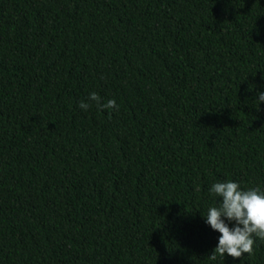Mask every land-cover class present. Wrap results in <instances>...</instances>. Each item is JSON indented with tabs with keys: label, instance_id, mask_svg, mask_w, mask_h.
Returning a JSON list of instances; mask_svg holds the SVG:
<instances>
[{
	"label": "trees",
	"instance_id": "obj_1",
	"mask_svg": "<svg viewBox=\"0 0 264 264\" xmlns=\"http://www.w3.org/2000/svg\"><path fill=\"white\" fill-rule=\"evenodd\" d=\"M259 92L264 0H0V264H264L204 216L264 188Z\"/></svg>",
	"mask_w": 264,
	"mask_h": 264
},
{
	"label": "clouds",
	"instance_id": "obj_2",
	"mask_svg": "<svg viewBox=\"0 0 264 264\" xmlns=\"http://www.w3.org/2000/svg\"><path fill=\"white\" fill-rule=\"evenodd\" d=\"M261 101H264V92L257 94V108ZM93 104L99 111L109 110V115L120 107L115 99L104 101L95 91L78 106L87 111ZM209 193L218 201L204 214L205 222L221 234L209 258L215 260L217 255L224 258L227 254L235 259L243 254H254L256 240L264 241V188L256 186L244 190L240 182L227 180L214 182Z\"/></svg>",
	"mask_w": 264,
	"mask_h": 264
}]
</instances>
